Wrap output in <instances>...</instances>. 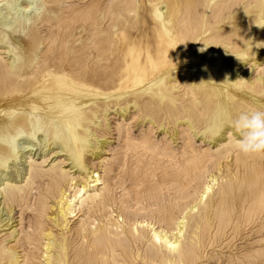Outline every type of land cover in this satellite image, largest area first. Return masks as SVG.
Returning a JSON list of instances; mask_svg holds the SVG:
<instances>
[{
	"label": "bare ground",
	"instance_id": "1",
	"mask_svg": "<svg viewBox=\"0 0 264 264\" xmlns=\"http://www.w3.org/2000/svg\"><path fill=\"white\" fill-rule=\"evenodd\" d=\"M7 1L9 0H0L1 7L8 8L10 4L8 5ZM30 2L23 1L22 7L18 6L23 13H30L32 9ZM54 2L55 0H42L41 3L54 6ZM76 2L81 6L74 5L75 9L64 16L60 18L56 15L49 16V19L53 17L54 21V23L51 21L53 25L49 24L47 27L45 40L48 39L49 46L43 57L38 56L42 59L37 62L33 61L36 46L39 44L36 22L49 23L46 17L48 14L38 15L36 20L27 15L9 19L7 13L2 14L0 11V47L7 49L12 56L10 64L7 62L9 69L6 68L8 70L5 73L0 72V172L9 169L8 161L16 160L17 154H14L13 145L17 137L25 135V141L29 144L35 140V135L44 129L53 141H61L58 146L59 152H65L64 159L69 160L72 168H76L84 175L79 177L82 182L77 183L75 176H69L66 172L57 173L55 169H50L49 173L38 171L29 173L25 181H22L26 182L22 187H17V182H13L14 178L11 175L4 176L6 180L3 181H7L6 183L0 179V187L2 186L0 195H3L7 203L10 202L13 206L16 203L18 207L24 195L38 184L40 186L47 181V186L43 185L46 188L38 195V207L35 210L37 213L31 234L22 238L24 242L21 243L22 249L19 252L17 248L2 246L0 264H119L118 260V263L116 262L118 257L127 258L124 250L127 248L122 245L126 244L128 240H124L127 238L124 237L120 244L110 236L109 229L118 226L119 220L111 219L110 190L101 176L90 171L84 160L87 153L100 159L106 141H98L88 125L94 122L93 119L101 109L109 107L113 100H117V95L113 93L124 95L125 92L122 90L144 83L142 91L135 89L129 93L137 97L144 93L149 97H158L156 108L159 111L160 109L167 111L170 119L173 118L174 121L183 120L189 131L196 133L203 129L202 139L209 140V144L214 146L218 144L215 153L211 155L210 153L198 155L191 151L184 154L181 161L173 160L172 172H177L173 182L183 191L189 188L201 174L199 172L212 160H215L214 165L220 170V161L225 163L224 167L227 166L229 158L234 164L246 165L254 156L245 155L236 147L231 118L241 111L264 110V79L259 73L254 79L248 77L250 71L262 61L261 56H264V0H147V7L142 5V0ZM11 6L14 9L15 6ZM51 9L47 10V13L51 12ZM140 10L149 12L151 21L147 23L145 18H142V27H139ZM131 21L139 23L136 29L133 27L135 23L131 24ZM102 22L106 23L105 28L102 27ZM201 49L204 51H200ZM246 66L248 68L244 70ZM164 67L167 69L163 72ZM175 72H184L190 76L185 93L181 92L183 98H180L182 101L186 98L188 106L183 107L182 101L179 105L176 103L175 92L173 93L175 85L170 84ZM131 80L132 86L129 84ZM108 91L111 93L108 94ZM178 107H181L180 112L177 111ZM44 140L36 141L41 143ZM27 148L22 147V152L31 150ZM257 157L258 168L251 170L253 172L248 179L247 176L243 179V183L244 181L246 184L252 183V189L250 187L249 190H242L240 185L232 187V183L228 185L229 188L223 189V199L218 201L223 204V234L229 228H232V232L235 231L240 221L245 219L255 218L259 226H264V154H257ZM53 164L52 167L55 165ZM109 170L108 172L111 171ZM64 180L66 187L63 188L61 185ZM215 183L216 179L209 176L208 182L204 183L199 202L206 198ZM99 186L102 187L97 188ZM49 197L56 200L57 206L51 217L46 215ZM196 207L197 204L192 205L179 220H175L174 228L167 224L172 217L171 212L160 207L150 211L152 217L153 215L157 217L161 225L159 228L152 226L154 225L152 223L142 222H136L133 226L140 227L142 231L143 228H149L150 240L162 244L168 252L174 254L180 248V241L187 226L186 216ZM1 211L0 226L2 224L4 227L9 225L11 220L9 218L11 209L6 212L5 219H2L4 213ZM80 213L87 219L80 220L77 232L82 241L89 239L88 248L91 251H86L84 247L78 251L74 250L75 254L70 262L71 250L65 239L63 237L58 239L57 234L54 235L55 232L52 233L50 229L45 231L42 218L47 216L53 227L64 231L69 225L67 221L80 218L82 216ZM95 214L105 220V226L101 224L91 228L92 224L89 221ZM208 217L206 224L210 229L211 220ZM4 222L6 223L3 225ZM122 222L121 220V224ZM130 234L132 242H139L138 236H133L136 234H132V231ZM116 243L120 245L117 246ZM40 246L42 251L38 248ZM118 247L122 248V255L116 254ZM259 253L261 254L260 251ZM172 259L168 260V264L173 263ZM178 264H190V257L181 258Z\"/></svg>",
	"mask_w": 264,
	"mask_h": 264
},
{
	"label": "rangeland",
	"instance_id": "2",
	"mask_svg": "<svg viewBox=\"0 0 264 264\" xmlns=\"http://www.w3.org/2000/svg\"><path fill=\"white\" fill-rule=\"evenodd\" d=\"M23 1L24 2L31 1L30 4H31L32 9H30L29 11L31 14L30 13L25 14L20 10L19 7L20 6L22 7ZM30 1L28 0H9L6 3H8V5L10 4L8 8L11 7L10 8L11 10L8 9L7 7L5 9L4 6L1 7L0 5V7L2 8V9L0 8V11L2 14L7 13L9 19L15 18L16 16L25 17L27 15L29 18L36 20V16L48 14V16L46 17H48L47 19L50 21L49 23H45L46 24L45 25V24H41L40 22L38 23V21L36 22V24L39 25V27L37 25L39 44L37 43L38 45L36 46L37 48L35 51L36 53L33 55V58H34L33 61L37 62L42 59L40 57H43L42 55L44 54L47 47L49 46L48 39L47 40L45 39L47 37V32H48L47 27L49 26V24L50 26L53 25L51 24L52 22L54 23V21L52 20L53 17L56 15L60 18L64 16L65 13L69 12L70 10L75 9L74 5H76V7L81 6V5L77 4L76 2L77 0H55V2L53 3L54 6H52V4H46V3L42 4L41 3L42 0H30ZM2 4H4V2ZM11 5H14L16 8L13 6L14 7L13 9ZM142 5L147 7L148 5L147 0H142ZM50 8H52L51 12L49 11L47 13V10H50ZM43 11L45 13H43ZM54 11L57 12V14H54L55 13ZM18 12H20L21 14ZM139 13H140L139 18L141 20V21L139 20L140 24L142 23V18H145L147 23L151 22L149 19V14H148L149 12L146 13V10H140ZM49 16H53V17H50L51 19H49ZM133 23L135 22L131 21V24ZM139 23L137 22L133 25L134 29L138 27L137 24ZM140 24H139V27H142L143 25L142 24L140 25ZM102 25H101L102 27L104 28L106 27V23L103 24L102 22ZM42 28L44 31L41 30ZM42 40L43 41L45 40V41L43 42ZM1 48L2 47H0V49ZM11 57L12 56L11 54L8 53L7 49L2 48L0 50V72L5 73L6 70L9 69V64H10L9 62H11L10 59L12 60ZM261 57H262L261 58L262 61L258 63L259 65H256L248 74V77H250L251 79H254V77L257 76L258 73L264 79V56H261ZM7 65L8 67H6ZM247 68L248 66H246L244 70ZM166 69L167 67H164L162 71L164 72ZM173 73L174 72H171V74ZM181 74L184 76H182ZM189 80H190L189 74L184 73V72H179V73L175 72V75L173 76V80H171L170 82L171 85H175V89H173L175 91L173 90L171 91H173V93L175 92L174 96H175V99L177 100L176 102L177 105H179L182 101L181 100L183 98L182 93H185L187 89V83ZM129 84L130 86L133 85L132 80L129 82ZM143 84H138L137 87L135 86L130 87L128 90H122V92L127 93L126 95L124 93L125 96L121 95L120 93H113L118 96V97L116 96L117 100L116 101L113 100V104H111L112 103L111 102L109 104V107L103 108L100 111L98 110L101 114L98 112L96 114V118L93 119L94 122L92 121L93 124L91 122L88 125L89 130L93 132L95 137L97 136L96 139L98 141L100 140L106 141L105 145L102 147V151L100 153V159H96L94 156H90V153H87L85 155L86 157H84V160H86L88 167H90V171L101 176V178L103 179V182L107 184V185L105 184L107 189L110 190L109 193L111 194H109L110 195L109 211L112 213L111 219L114 218L113 220L115 221L119 219L118 220L119 222L117 221V224L120 227L119 228L118 226H112V228L109 229L111 239L112 240L114 239V241L118 240L120 244L125 239L124 237L127 238L124 241L126 240L129 241V242L126 241V244L122 243L123 246L125 245L124 248H127V249H124L127 254V258L125 259V257L123 258L118 257L116 259V262L118 260L119 264H123V263L124 264L125 263L126 264H168V260L173 258L172 264H178V261L181 258L189 256L190 264H249V262L250 264H257V263L264 264L263 262L264 261L263 260L264 259V251H263L264 250V246H263L264 226L262 225L259 226L258 220L257 219L255 220V218L253 220L245 219L243 221L242 220L240 221V224L235 231L232 232L231 230L232 228H229L228 230L226 229L223 234V219H224L223 204H220V202H218L223 199V189L225 190L229 188L228 185L230 183H232V185L230 184L232 187L240 185L239 187L242 190H247V189L249 190L250 187L252 189V186H251L252 183L249 182L248 183L249 185L246 184L245 181L243 183V179H245L246 176H247L246 178L248 179L250 177V174L253 172L251 170H255L256 168H258V164L256 163L258 161L256 160L258 159L257 155H254L250 160H248L246 165L234 164V161L229 158V160H227V166L224 167L225 163L223 164V161H220V170H217V167L214 165L215 160H212L210 163L206 165V167L203 170L199 172L201 174L199 175V177L196 178V180H194V182L190 184L189 188H186L184 191L181 190L180 188L175 186L173 182L174 177L177 175V172H174V173L172 172V170H174V168L172 167L173 160L177 162L181 161L182 156H184V154L186 153L189 154L191 151L194 154H198V155H201V154L207 155L208 153H210L209 155H211L215 153L218 147V144L214 146L213 144H209L208 142L209 140L207 139L203 140L202 139V133L204 131L203 129L200 131H197L196 133L192 132V130L189 131V129L187 130V127L185 126V122H183V120L174 121L173 118L170 119L171 116L169 117L167 111L165 110L163 111L161 109L159 111L158 108H156L157 106L156 102H158L156 98L158 97H154L155 98L154 99L153 97H149V95H146V93L141 94V97L140 96L137 97V96L130 94L135 89L142 91ZM263 86H264V83H263ZM107 93L109 94L111 92L108 91ZM178 99L180 100V102ZM182 102L184 103V104L181 103L183 107H185V105L188 106L186 98ZM127 103L130 107L127 105ZM178 108L179 109H177V111L179 110L178 112H180L181 107H178ZM104 111L105 112L107 111V112L105 113ZM146 114L148 115V117ZM167 115L169 118L167 117ZM105 119L107 121H105ZM103 122L106 125H104ZM173 124H174V127H173ZM44 131H45L44 129L40 130L35 135V140L31 141V143L29 144L27 143V141H25L26 140L25 135L19 136L15 139L13 149H14V154H17L15 156L16 160L13 162L12 160L8 161L7 165L9 169L4 170V172L2 171L0 172V175H1L0 179L2 180V182L4 183L7 182V181H3V180H6L5 179L6 177L4 176L7 174L9 176L11 175L12 178H14L13 182L14 181L17 182L16 183L17 187H22L23 185L25 186L26 182L25 183L23 182L25 181L29 173H37L38 171H41L40 173H49L52 169H55L57 173L66 172L69 176H72V177L75 176L74 178H76L75 180L77 183L82 182L80 178L83 174L81 175L80 174L81 172L79 170L77 171L76 168L73 169L72 166L70 165L71 162L69 160L64 159L66 158L65 152H59L60 149L58 146H59V143H61V141H53V139L50 137V134H47L46 131L44 133ZM172 133H174L173 134L174 136L172 135ZM194 133L196 136H194ZM36 140L37 141L44 140V142L37 143ZM47 144L49 147L47 146ZM45 146L48 148H46ZM22 147H28L27 150H30V149L31 150L29 152H26V150L22 152ZM250 162L252 163V165ZM249 163L251 166L249 165ZM52 164L54 165L53 167H52ZM30 169L31 170L34 169V170L31 171ZM108 170L110 172H108ZM106 171H107V174H106ZM108 174H109V177H108ZM133 174H135L136 176H133ZM163 174L165 175L163 176ZM102 176L106 177V179L103 178ZM209 176L214 177L216 179V183L212 187L210 193L206 196V198L202 199L201 202H199V196L205 185L204 183L208 182ZM82 177H84V175ZM232 181H234L235 183ZM65 184H66V180L63 181L61 186L63 188L66 187ZM43 185L47 186V181H44L43 184H40V186L38 184L39 187L35 186L33 188L34 190L32 189L31 192L28 189V191L30 192V193L28 192L29 197L27 198L28 194L24 195L25 197L23 196V199H22L23 201H21L20 207H18L16 203H14V206L10 202L7 203L3 195L2 194H1L2 196L0 195V211L3 210L1 212L4 213L2 215L3 216L2 219H5L7 217L5 215L6 212L10 211L11 209V213L9 217L11 218V220L8 223L9 225L2 227V224H1L0 226L1 227L0 228V248L3 246L5 248H9V247L12 249L17 248V252L21 251L22 248L20 246L24 242L23 239L27 234H31L33 225L35 223L34 217L37 213L35 210L38 207V195L40 192H42L46 188ZM101 187L102 186H99L97 188H101ZM0 188H2V186ZM90 189L92 190L95 188H90ZM70 194L72 195V191H70ZM25 199H28V201ZM26 201L27 203H24ZM194 204H197V207L195 210H193V212L189 213L186 216L187 226L185 227V230L183 232V237L181 238V241H180V248L178 252L174 254L168 252L163 247L162 244L159 245L158 243H153L152 240H150L151 239L150 232H148L149 228L148 229L143 228V231H142V229L138 227V225H137L138 228H135V226H133V224L136 222L137 223L142 222L143 224L152 223L154 224L152 226H154L155 228L157 227L159 228L161 225L158 223L157 217H155V215H153L152 217V215L150 214V211L155 210L160 207L164 209L166 208L165 210L167 212H171L172 217L167 224H169L172 228H174L173 226L175 225L176 222L175 223L173 222L175 220H179L182 217V215L187 211V209ZM28 206L29 208H27ZM56 208H57L56 200H54V198L49 197V199L47 200L46 215L48 217H51L54 214ZM48 209H49V212H48ZM83 210H85V208H83ZM218 210L219 211L221 210L220 212L221 215L218 212ZM80 214L82 215V213ZM47 216L42 218V222L44 224L43 229L45 231H48V229H50L52 233L55 232L53 233L54 235L57 234L58 239H61L62 237L63 239H65V243H67L66 245L71 250L69 252V257L72 256L69 259L70 262H71V258H73L75 254L74 250L78 251V250L85 248L86 251L87 250L91 251L90 248H88V244L90 242L89 239H87L86 241H82L81 237L79 236V233L77 232L80 220L87 219L85 216L82 215L80 216V218L78 217V218H74V219L67 221L69 222L68 223L69 225L66 226V229L64 231L60 230L59 228L53 227V225L49 223L50 221L47 219ZM92 216L93 217H91V220L89 221L92 224L91 228H94L96 226H101V224L105 226L104 224L105 220L102 219L99 215L95 214ZM207 216H209L208 218H210L211 220L210 226L212 228L210 227V229L208 228L209 225L206 224ZM121 220L123 221L122 224H121ZM5 223L6 222H4L3 225ZM131 228L135 232H133ZM68 229H69V232H68ZM112 230L114 231V233ZM131 231H132V234H136V235H133L134 237L138 236V238L140 239L138 240L139 242L136 241L137 245L136 243L132 242V238L130 236ZM120 244L116 243L117 246ZM123 246H119V247H123ZM119 247L116 249V254L122 255L121 253L122 248H119ZM38 248L40 251H42L41 246ZM126 250H129V251H126ZM117 251L118 252L120 251V252L118 253ZM259 251L261 252V254L259 253ZM242 257L246 261H244ZM124 259H125V262H124Z\"/></svg>",
	"mask_w": 264,
	"mask_h": 264
},
{
	"label": "clouds",
	"instance_id": "3",
	"mask_svg": "<svg viewBox=\"0 0 264 264\" xmlns=\"http://www.w3.org/2000/svg\"><path fill=\"white\" fill-rule=\"evenodd\" d=\"M231 127L236 136V147L241 153L245 155L264 154V110L241 111L231 118Z\"/></svg>",
	"mask_w": 264,
	"mask_h": 264
}]
</instances>
